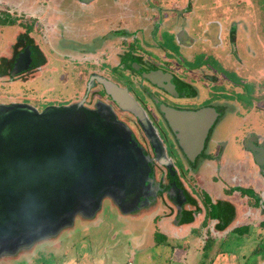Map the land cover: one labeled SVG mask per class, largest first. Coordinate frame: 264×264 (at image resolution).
<instances>
[{
	"label": "flooded vegetation",
	"instance_id": "obj_1",
	"mask_svg": "<svg viewBox=\"0 0 264 264\" xmlns=\"http://www.w3.org/2000/svg\"><path fill=\"white\" fill-rule=\"evenodd\" d=\"M7 1L13 6L8 4L9 8L2 9V17L6 26L10 25L8 22L16 24L15 31L10 34L15 46L5 61L8 71L17 78L12 80L20 84L44 73L50 60L47 48H50L56 56L78 62L73 68L74 74L70 72L69 76L77 81L78 86L74 88H80V91L77 90L79 93L71 100L61 104L49 103L42 108L21 100H4L0 104L30 105L38 111L48 107L68 109L73 106L78 108L68 110L106 111L121 122L123 131L129 133L132 142L142 148L148 170L143 173L145 180L140 194L136 191L129 198L116 195L112 201L104 197L108 202L99 198L96 203L76 205L74 210L76 208L77 211L70 220L67 216L35 233L19 234L5 240L3 246L0 244V260L14 257L38 244L50 243L49 240H55L61 232H70L76 223L86 225L104 205L110 206L120 219L150 218L156 234L162 235L163 229H178L208 221L211 227L207 225L205 233H215L218 237V233H226V228L234 229L236 224L228 226L231 215L226 202L220 209L215 208L214 213L210 211L206 195L208 188L203 186L201 176L203 171L208 170L204 169L206 167H214L209 171L212 191L222 183L226 190L243 200L245 206L249 204L253 207L257 203L264 207V181L258 186L243 184L246 177H250L248 169H256L264 180L263 140H256L254 135L239 140L243 149H240L242 158L232 156L228 152L231 140L224 137V128L231 123L228 118L232 119L235 108L227 99L218 97L222 89H232L233 97L238 99L242 96L241 89L249 86L252 95L257 96L252 97L256 102L249 101L247 107H240L236 116L255 111L247 108L262 110L264 107V99L259 96L264 95V84L242 85L231 81L232 75L239 76L233 72L244 67L243 64L251 63L247 61L257 59L258 51L252 48L256 44L255 38L245 47L241 46L243 49L250 46L251 51L240 53V44L233 37V30L227 29L223 37L229 51L219 54L206 52L203 50L206 46L223 51L222 43L218 40L215 43L213 36L205 37L202 28L195 37L186 30L192 28L188 16L192 8L190 0L185 1L183 8L182 5L179 7L178 0H124L121 4L117 0H17V5L14 1L3 0ZM109 2L111 6H107ZM95 3L101 4L94 6ZM255 4L259 8V4ZM8 14L15 18H10ZM83 17L87 20L83 21ZM131 17L133 20L138 18L141 23L128 22ZM83 23L86 28L82 27ZM222 31L223 28L220 39ZM262 33L264 31L257 30L253 35L260 36ZM238 60L240 63H237ZM229 68L233 69L232 73L227 72ZM141 71L148 75L143 76ZM102 79L108 80L113 90L117 89L123 97L113 98ZM222 79L226 80V84L218 90V86L213 84H220ZM122 98L132 99L141 108L148 128L156 133L154 139L148 136L136 114L125 107L128 103ZM160 103L178 111L194 112L187 115V121L183 117L177 120L178 128L184 129L180 138L159 109ZM206 109H210L211 113ZM191 125L193 128H190ZM204 125L206 132L202 133ZM120 144L125 146L122 140ZM251 147H255L260 161L255 159ZM245 153L251 161L244 157ZM135 156L138 154L135 153ZM137 167L145 169L143 163ZM242 177L239 185L238 180ZM212 191L209 196L215 193ZM219 202L222 203L221 200ZM254 216L256 226L251 228L261 235L264 232V213ZM259 240L260 243L264 241L262 238Z\"/></svg>",
	"mask_w": 264,
	"mask_h": 264
},
{
	"label": "water",
	"instance_id": "obj_2",
	"mask_svg": "<svg viewBox=\"0 0 264 264\" xmlns=\"http://www.w3.org/2000/svg\"><path fill=\"white\" fill-rule=\"evenodd\" d=\"M141 74L148 75L142 71ZM102 83L113 98L123 97L108 80L102 79ZM129 100H125V107L136 114L148 136L154 139L156 133L148 128L141 108ZM68 109L48 107L38 111L30 105L0 104L2 246L16 235L35 233L67 216L70 220L77 211L76 205L96 203L104 197L112 201L116 195L129 198L136 191L140 194L143 173L148 169L142 148L123 131L121 122L106 111ZM159 109L180 138L184 129L178 128L177 120L183 117L187 121V115L194 112L178 111L163 103ZM205 132L204 125L202 133ZM119 139L126 147L120 146ZM251 149L260 161L255 147ZM140 163L145 169L137 167Z\"/></svg>",
	"mask_w": 264,
	"mask_h": 264
},
{
	"label": "rangeland",
	"instance_id": "obj_3",
	"mask_svg": "<svg viewBox=\"0 0 264 264\" xmlns=\"http://www.w3.org/2000/svg\"><path fill=\"white\" fill-rule=\"evenodd\" d=\"M117 1L120 4L124 2V0ZM185 1L178 0L179 7L182 5L183 8ZM190 2H192V8L188 16L191 22L190 27L192 28H187L186 30L195 37L199 29L203 28L202 33L206 35L205 37L209 38L213 36L215 43L217 40L222 43L223 51L206 46L203 48L206 52L219 54V52L229 51L226 47L225 37H223L224 29L222 31V39H220L221 33L220 29L217 30L218 25L224 28L233 23L235 29L233 37L235 38L238 33L240 34V37H237L239 38L240 53H244L241 46L245 47V44H249L255 37L260 39H255L256 44H253L255 51H261L259 52L260 56H256L257 60L247 61L251 63L243 64L244 67L236 73L233 72L232 68L226 70L228 73L231 71V73L239 75L238 77L231 76V81L235 84L250 85L251 83H259L263 85L264 44L261 38L264 39V34L262 33L260 37H254V35L257 30L264 31V0H255L259 4L258 10L253 0H190ZM8 4V2H0V7L2 9L9 8ZM100 4L95 3L93 5L99 6ZM111 5V2L107 3V6ZM256 10L259 12L258 17ZM8 15L10 18L14 17L10 14ZM2 16L3 11L0 9V80L4 81V83L0 81V102H4V100H21L42 108L49 103L61 104L77 95L79 93L77 90L80 91V88H74L78 86V83L69 74L70 72L74 74L73 68H76L75 64L78 62H70L67 57H58L50 48H47L51 56L49 55L50 60L44 73L38 75L33 80L27 79L25 82L23 81L24 83L20 84L14 82L16 80H12L13 78H17L8 71V65L5 64V61L10 57V50L15 46L11 37V32L15 31V28L13 26H6ZM85 20L87 19L83 17V21ZM196 20L200 23L199 25ZM205 20L207 22L202 23ZM131 21L141 23L138 18L133 20L131 17L128 22ZM82 27L86 28L87 25L83 23ZM239 27L245 29L241 30ZM251 28L255 29L252 30ZM146 29L148 30V28ZM246 49L250 50V46ZM204 63L206 66H209V63L206 61ZM237 63H240V60ZM244 70L246 73L256 71V73L249 76L250 81L247 80L248 78ZM62 75L64 76L62 77ZM226 75L229 76L230 74ZM222 80L220 84H213L215 87L218 86V90L222 84H226L224 82L226 80ZM231 85L233 84L231 83ZM239 89L237 90L239 91ZM222 91L218 97L227 99L230 105L235 108L234 113H238L240 107H247L249 101L252 103L256 102L252 97L257 96L252 95L253 91L249 86L241 89L242 96L238 99L237 96L233 97L232 89L228 91L222 89ZM259 96L264 99V95ZM247 109L249 111L255 110L249 113L247 118L251 125H261V123H264V107L262 110H257L256 108ZM228 125L231 127V123H228ZM88 221L86 225L76 223L70 232H61L55 240H49L50 243L38 244L14 257L8 256L5 260H0V264H191L189 262L182 263L180 259L172 256L171 252L173 246H186L189 242L193 241L192 237L196 238L193 235L198 233V228H193L188 234H185L183 237H177V239L173 237L174 230L168 228L167 236H171L169 241L167 237L161 238L160 234L156 235L153 232V221L150 218L144 219L140 217L132 221L120 219L108 205L101 206L95 217L90 222ZM260 238L264 239V232L259 235L256 233V230L247 225L235 228L230 234L222 235L221 238L210 237L204 249L200 250L201 254L197 255V263L248 264V262L257 257L254 254L257 251L253 253V249L258 245L261 246L260 248H263L264 241L260 243ZM189 246V250L193 251V253L196 249L198 250L193 243L188 244ZM211 253L215 254L213 258H211ZM170 256L172 257L170 258ZM187 257L190 259L189 256ZM257 262L253 261L252 264H258Z\"/></svg>",
	"mask_w": 264,
	"mask_h": 264
},
{
	"label": "crops",
	"instance_id": "obj_4",
	"mask_svg": "<svg viewBox=\"0 0 264 264\" xmlns=\"http://www.w3.org/2000/svg\"><path fill=\"white\" fill-rule=\"evenodd\" d=\"M1 1L3 2V0H0V2ZM11 1H14V4L17 5V2H18L17 0H10V2ZM31 6L33 7L34 5L32 4ZM0 9L2 10L1 7H0ZM206 22H207V20L203 21L202 23H206ZM8 23L10 25H14V28L16 27V24H14V22H8ZM219 26L220 25H218L217 30L220 29V31H221L223 27L220 26V28H219ZM239 28L241 30L245 29V28H241V27H239ZM223 29H224V31L227 29H231V30H233V34H235V29H234L233 23L231 25H228L227 27H224ZM251 29L254 30L253 28H251ZM238 35H240V34L238 33ZM237 37H240V36H237ZM237 37H236V42L239 40V38H237ZM263 37H264V35H263ZM255 39L260 40V39H257V37H255ZM261 39L264 41L263 38H261ZM263 41H262V43L264 44ZM198 47H196V49H198ZM252 48H253V46H252ZM200 49L202 50V48H200ZM198 51H199V49H198ZM249 51H251V47H250V50L243 49L244 53H249ZM259 52H261V51H258L256 54L260 56ZM254 73H256V71L246 73V75H247L246 77L249 79V76H251ZM246 77L244 76V78H246ZM254 104H255V102H254ZM236 114L237 113L233 114L232 119H231V117L228 118V121H231V127H230V125L227 124L228 128L227 127L224 128V130H225L224 131V137L228 138L229 141L231 140L230 141L231 145H230L228 152H230V154H232V156H235L236 159H241L242 158V155H241L242 151L240 149H242V146L240 145L239 140L248 138L250 135H254L256 140H260V139L263 140V141H261L262 143L259 142V143L263 144L264 143V123H261V125H251L250 121L247 120L248 115L238 114V116H236ZM244 157H247L251 161L250 157L247 156L246 153L244 154ZM213 160L216 161V159H213ZM214 161H212V162H214ZM204 169H208V170H206L205 173L203 171L202 175H201L202 181H203V186H205L206 189L208 188L207 189L208 193L209 192L211 193V191H212L211 188L213 187V185H212V181L209 179L210 178L209 171H210V169H214V167H206ZM248 170H250V173H249L250 177H246L243 184L244 185H252V186H258V185L262 184V182L264 180L262 179L260 172H257L256 169H248ZM212 171L213 170H211V172ZM242 179H243V177L238 180L239 185H240V180H242ZM206 181H208V182H206ZM215 183H218V182H215ZM213 191H215V193L211 194L210 196L208 195V193H206L209 205L211 206L210 211L212 213H214L215 208L217 209L220 206H223L222 204L226 202L227 203V209L229 211L228 213L231 215L230 216L231 220L229 221L228 226H233L236 224L235 228H240L243 225H247V226L255 228L256 219H255L254 214L257 215V213H261V214L264 213V207L262 204L255 203L253 205V207H251V205H249V204H247V206H245V204L242 203L243 200L241 201V199H239L237 197V195L233 194L234 192H230V191L226 190L222 183H220L218 186H216V189ZM219 197H220V199H217ZM210 198H212V199L210 200ZM219 200H221L222 203H220ZM209 217H210V215H209ZM207 225L209 227H211V223H209L208 221L207 222L205 221V222H202L200 225L193 224L192 226H185V227H181L178 229H176V228L173 229L174 234H177L178 237H180V236L183 237L185 234H188V232L190 230H192L193 227L198 228V233L193 235V236H196V238L192 237L193 241L188 243V244L193 243V245H196L195 248H198V250L196 249V251L193 253V251L189 250L190 246L188 247V244L186 246L177 245V246H173L171 255L174 257H177V259H180V261H182V263L189 262L191 264H195V263L201 264V262L197 263V255L201 254L200 250L204 249V247L207 245V242L210 239V236L216 237L215 233L214 234L211 233L210 235H208V233H205L208 229ZM226 229H228V231L226 233H218L219 235L217 234L218 238H221L222 235L230 234L234 230L231 227L226 228ZM229 231H231V232H229ZM167 232H168V229H163V234L162 235L160 234L159 236H161V238L167 237V239L169 240V238L171 236H169V235L167 236V234H166ZM174 236L175 235H173V237ZM175 239H177V238L175 237ZM173 241H174V239H173ZM260 247L261 246L258 245L255 248V250L253 251V253L255 251H257L254 254H256L257 257H259V258L258 259H257V257L254 258L252 261L248 262V264H252L253 261H258L257 262L258 264L264 263L263 262L264 261V247L263 248H260ZM222 253L224 254V252H222ZM187 256H189L190 259ZM214 256H215V254L211 253V258H213ZM229 264H231V263H229Z\"/></svg>",
	"mask_w": 264,
	"mask_h": 264
}]
</instances>
